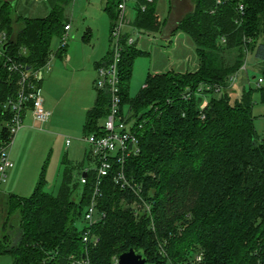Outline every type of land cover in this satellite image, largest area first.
Listing matches in <instances>:
<instances>
[{
	"label": "trees",
	"instance_id": "16d2710c",
	"mask_svg": "<svg viewBox=\"0 0 264 264\" xmlns=\"http://www.w3.org/2000/svg\"><path fill=\"white\" fill-rule=\"evenodd\" d=\"M71 1L57 0L45 18L16 19L0 0L7 53L16 55L25 48L20 60L35 70L44 67L52 40L64 32V9ZM119 1L106 0L110 28ZM134 1L133 28L159 32L154 0ZM239 3L244 4L243 15L237 13ZM16 22L21 27L14 33ZM175 31L194 45L195 72L148 74L130 98L133 63L147 54L134 45L127 47L119 65L121 112L127 107L139 146L136 157L125 159L124 175L142 187L150 215L138 221L133 217L130 205L135 196L114 184L120 167L114 163L99 188L98 208L105 218L92 232L100 241L95 247L85 246L82 216L94 175L87 173L75 197L77 185L66 167L56 195L45 192L41 176L29 197L7 196L11 231L3 238L0 255L9 256L11 264H70L71 257L78 264L85 259L89 264H112L114 257L131 248L142 251L149 264H264V140L257 138L251 112L253 94L264 104V83L239 96L228 90L229 77L239 71L248 52L264 82V0H195L193 12ZM230 50H237L231 64L224 57ZM59 52L64 54L65 48ZM204 85L221 91L198 95ZM15 93L0 66V142L6 137L7 121L1 106ZM108 102L105 91H96L85 114L84 135L102 134L99 122L107 115Z\"/></svg>",
	"mask_w": 264,
	"mask_h": 264
},
{
	"label": "rangeland",
	"instance_id": "374dc122",
	"mask_svg": "<svg viewBox=\"0 0 264 264\" xmlns=\"http://www.w3.org/2000/svg\"><path fill=\"white\" fill-rule=\"evenodd\" d=\"M54 2L55 0H46L44 3L38 2V0H21L16 6L15 12L26 18L40 17L47 13L46 17ZM41 3L44 5L42 6ZM105 5L106 0H72L64 9V18L70 20V28H72L68 32L66 54L61 61L54 56L59 47V39L54 38L50 47L53 58L50 60L49 67H44L42 70L44 81L41 95L44 99L46 93L56 94L59 102L58 109L54 112L51 123L43 127L36 125L23 129L14 140L12 157H10L13 166L15 165L12 171L13 176L1 185L0 190V246L5 244L3 238L11 231V219L5 206L8 195L16 194L29 197L41 176L44 177L45 192L56 195L66 167L71 171L72 184L77 185L75 197L81 192L80 167L78 162L75 164L73 160L81 161L88 147L83 141L86 135L83 134V127L80 124L81 117H78V113L73 109L76 108V104H78L76 102L80 98L77 85L85 80L91 81L92 75L89 71L92 69V65L101 62L111 48L110 21L103 11ZM127 7L125 15L126 19L130 21L134 13L131 9V0L127 2ZM170 7V0L157 1L156 13L161 21L167 18ZM24 8L27 12L23 11ZM168 23L165 24L162 31H165ZM20 27L21 23L16 22L15 32ZM123 32L134 34L135 39L139 37V42L144 44L141 46L148 48L151 52L150 56L138 57L133 63L129 83V97L133 98L142 88L148 73H152L154 68H162L167 62L169 54L166 49L162 48L164 46L162 32L156 37L140 34L133 27L129 30L128 27H125ZM154 38L155 40H153ZM150 39L152 40L150 41ZM252 43L253 41L250 45ZM151 49L152 51H150ZM236 55L237 50H230L225 53L224 57L231 64ZM258 66L252 55L249 52L246 53L243 65L236 72V80L232 83L228 82V90L234 89L235 94L239 96L243 90L256 89L257 80L262 78L261 72L257 70ZM49 68H51L50 71ZM196 92L199 95V92ZM94 93L96 94V90L92 82L89 97L94 98ZM48 101L49 99L46 98L45 106L48 105ZM207 102L208 97L204 98L203 104ZM252 103L253 128L258 140L262 141L264 140V104L260 102L256 93L253 94ZM123 114L128 118L127 107L124 108ZM130 123L134 124V120L132 119ZM99 124L102 125L103 120ZM66 140L69 141L68 146ZM11 262L9 256L0 255V264H11Z\"/></svg>",
	"mask_w": 264,
	"mask_h": 264
},
{
	"label": "built area",
	"instance_id": "2783aa9c",
	"mask_svg": "<svg viewBox=\"0 0 264 264\" xmlns=\"http://www.w3.org/2000/svg\"><path fill=\"white\" fill-rule=\"evenodd\" d=\"M128 1L120 0L117 5L116 18L110 28L111 48L108 53V59L96 68V77L93 82L96 91H105L109 97L108 112L103 124H100L102 134L91 133L83 138L88 147L87 161L89 163L87 165L89 166L80 170V184L84 185L86 183L87 173H93L94 175L93 192L82 216L83 232L81 240L85 246L89 247H95L100 241L99 236L92 232L93 227L105 218V214L98 208L101 197L99 188L102 178L109 174L113 169L114 163L120 166L114 177V184L119 190L129 192L135 196L130 209L136 221L142 216L150 215L151 210L150 204L142 197V187L127 180L123 170L125 159L136 157L139 154L138 137L133 130V124L131 125L130 123L132 120H127L121 112L119 65L125 49L134 44V39L123 32V29L129 25L125 15ZM146 1L148 3L153 2V0ZM144 9L145 6H141V10ZM244 9L243 3L237 5V13L239 15H243ZM69 31L70 25L66 24L63 34L58 38L59 47L56 53L66 47ZM6 44V32L0 31V66L6 71L8 78L16 88L14 97L7 99L1 106L2 114L7 116V121L3 124L6 129V137L0 142V187L6 183L8 172L13 168L10 151L17 134L24 127L25 113L29 112L33 121L40 125L47 123L51 116V113L44 108L40 83L42 70L44 67H49L53 54H49L44 67L35 70L20 60L21 57L26 56L25 48L19 49L16 55H9ZM236 74L229 77V83L236 80ZM262 83L263 79L259 78L257 87ZM204 90L219 92L221 88L204 85L199 87L198 92ZM66 145H69L68 140H66ZM151 228H153L152 225ZM201 258L202 255L200 254L195 258V261L200 262ZM78 263L71 257L70 264ZM83 264H89L88 260L85 259ZM112 264H118L117 257L112 259Z\"/></svg>",
	"mask_w": 264,
	"mask_h": 264
},
{
	"label": "crops",
	"instance_id": "0c3cea01",
	"mask_svg": "<svg viewBox=\"0 0 264 264\" xmlns=\"http://www.w3.org/2000/svg\"><path fill=\"white\" fill-rule=\"evenodd\" d=\"M1 1L4 3H7L11 7V9L14 12V17L16 19L26 18L23 16H19L15 12V8H16V6H18V3L21 0H1ZM45 1L46 0H38V2H43V3ZM157 1L158 0H154L155 10H156V6H157ZM56 2H57V0H55L53 5L51 4L52 5L51 9L55 6ZM131 2H132V8L131 9L134 12L135 1L131 0ZM43 3H41L42 6L44 5ZM170 3H171V7H170V10L168 12L167 18L164 21H161L159 19V21L161 23V28H160L159 32H156V33L143 32V31H139L136 29L140 34L141 33L147 34L148 36H153V37H156V35H158L162 32V40H163L162 42L164 43V46L162 48L166 49L167 54H169L167 62L165 63L164 66H162V68H154L153 72L152 73L149 72L148 74H161V73H166V72H170V71L176 72V73H186V72L190 73V72H195L198 69V60H197V57L195 54V48H194L192 41L183 33L175 31L179 22L185 16H187L193 12L195 0H170ZM127 10H128V7H127ZM20 11H21V9H20ZM23 11L27 12V10L25 8ZM103 11H104V9H103ZM46 14L47 13H45L43 16H40V17L39 16L27 17V19L45 18ZM134 17H135V13H133L132 18L129 21V25L127 26L128 30L131 29V27H133L132 23H133ZM67 21L68 22L66 24L71 25L70 20H67ZM167 22H169L168 23L169 25L167 26L165 31H162ZM17 23H19V22H17ZM71 29L72 28H70V31H71ZM15 31L16 30L14 29V33H16ZM127 34H128V36H130L134 39L133 45H134V48L136 50H139V51L146 53L147 55L145 57L150 56L151 52H149L148 48H144V46H141L144 44H141V42H139V40H138L139 37L135 39L133 37L134 34H131V33H127ZM151 40L152 39H150V41ZM153 40H155V38ZM150 51H152V49ZM65 54H66V48H65L64 54H61V52H59V53H56L55 56H56V58H58L61 61V60H63V56ZM107 59H108V53L106 54V56L104 57V59L101 62H96L92 65V69L89 71V73L92 75L91 81L85 80V82L77 85V89L80 93V98L76 102L78 104H76V108H74L73 111H76L78 113L77 116L81 117L80 118L81 119L80 124L82 125V127L84 125L86 111L93 106L94 101H95L96 94L94 93V98L93 97L91 98V97H89V92H91V84H92V82H94L95 77H96V68L98 67V65L105 63L107 61ZM48 70L50 71L51 68H49ZM43 81H44V75L42 72V80L40 83L41 91H43ZM46 98L49 99L47 106H45ZM58 104H59V102H58V97H56V94H50V92H49V94L46 93V96H44V108L51 113L49 121L47 123H45L44 125H40V124L33 121L29 112H26L25 116H24V127H23V129L35 127L36 125L43 127V126H46L47 124L51 123L52 116H53L54 112H56V110L58 109ZM22 130L18 134H20L22 132ZM12 151H13V149H11V151H10V157H12V153H11ZM73 159H75V158H73ZM87 159H88L87 152L85 150L82 160L81 161L80 160H73V162L75 164L78 162L79 167H80L79 170H81V169L89 166V165H87L89 163V161H87ZM14 167H15V165L8 172L7 180H8V178H11L13 176L12 171H13ZM0 190H1V187H0ZM12 195H16V194H12ZM16 196L22 197L20 195H16Z\"/></svg>",
	"mask_w": 264,
	"mask_h": 264
},
{
	"label": "water",
	"instance_id": "95a60500",
	"mask_svg": "<svg viewBox=\"0 0 264 264\" xmlns=\"http://www.w3.org/2000/svg\"><path fill=\"white\" fill-rule=\"evenodd\" d=\"M118 264H149L140 250L129 249L117 256Z\"/></svg>",
	"mask_w": 264,
	"mask_h": 264
}]
</instances>
